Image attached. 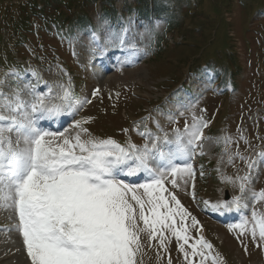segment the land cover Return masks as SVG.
<instances>
[{"label": "rangeland", "instance_id": "374dc122", "mask_svg": "<svg viewBox=\"0 0 264 264\" xmlns=\"http://www.w3.org/2000/svg\"><path fill=\"white\" fill-rule=\"evenodd\" d=\"M91 22L94 33L82 27ZM125 28L122 45L117 37ZM135 62L141 75L129 73ZM114 72L119 79L111 77ZM3 82L12 93L1 89ZM61 86L76 110L38 120L44 130L75 135L74 122L88 118L82 127L93 137L143 147L149 141L141 133L175 140L173 129L183 132L194 117L206 121L201 145L175 158L181 166L191 164L194 176H178V189L167 181L165 187L199 221L193 227L186 220L190 243L199 230L219 264H264V245L250 233L229 231L251 221L253 211L264 214V201L252 196L264 189V158L257 157L264 152V0H0V93L18 92L25 104L38 95L57 103ZM158 105L166 112L155 114ZM25 111L30 113L21 109L20 119ZM225 137L231 138L227 146ZM160 148L175 151L174 144ZM236 152L257 160L251 190L243 194L224 179L248 172L235 155L227 163ZM161 164L166 161L157 159L153 167ZM117 178L129 184L150 179L144 172ZM236 196H243L238 209L210 207ZM16 222L13 212L0 211V264H30L22 238L10 230ZM167 244L159 259L158 248L146 247L143 264H188L175 238ZM190 259L199 264V257Z\"/></svg>", "mask_w": 264, "mask_h": 264}, {"label": "snow or ice", "instance_id": "6c2138e0", "mask_svg": "<svg viewBox=\"0 0 264 264\" xmlns=\"http://www.w3.org/2000/svg\"><path fill=\"white\" fill-rule=\"evenodd\" d=\"M127 31L125 28L117 37L122 45ZM61 87L63 94L56 98L57 103L38 95L25 104L18 92L12 96L0 93V211L15 214L17 222L10 230L22 238L30 264H143L146 247L158 248L159 259V252L167 251L171 238L188 264H196L190 257H199V264L209 259L219 264L218 254H213L212 244L199 230V239L190 243L186 220L190 218L193 227L199 221L165 187L167 181L178 189V176H194L191 164L181 166L175 158L201 145L208 123L194 117L191 125L185 123L183 132L173 129L175 140L167 133L157 136L146 131L141 135L149 142L143 147L130 143L125 147L111 138L93 137L82 127L88 118L74 122L73 130L78 129L75 135L68 129L44 130L37 125L38 120L76 110L70 103L69 89ZM21 109H30L23 119ZM224 143L230 144L231 138L225 137ZM161 144H174L175 151L165 153ZM233 155L244 160L248 172L224 179L238 184L243 194L251 190V171L257 160L236 152L228 155V164L233 163ZM257 157L264 158V152ZM157 159L166 164L154 168ZM140 172L150 179L129 184L117 178L120 173L135 176ZM252 196L264 201V189ZM242 200L243 196H236L210 207L230 211L238 209ZM233 229H240L241 236L250 233L258 246L264 245V214L253 211L251 221L230 225L229 231Z\"/></svg>", "mask_w": 264, "mask_h": 264}, {"label": "trees", "instance_id": "16d2710c", "mask_svg": "<svg viewBox=\"0 0 264 264\" xmlns=\"http://www.w3.org/2000/svg\"><path fill=\"white\" fill-rule=\"evenodd\" d=\"M134 19H136L135 17H134ZM136 21V20H135ZM82 27H83V29L86 31V32H90V31H93V30H95V28L93 27V24H92V22L89 24V23H84L83 25H82ZM71 35L72 36H74L73 34H72V32H71ZM119 40V39H118ZM158 40H159V37L156 35L155 36V40L153 41V44L155 45V46H157V42H158ZM220 82H222L221 80H220ZM219 82V83H220ZM68 87V86H67ZM74 95V94H73ZM164 112H166V110H165V107L164 106H162V105H158L156 108H155V114H157V113H164ZM141 125H142V123H140ZM139 131H142L141 129L139 130ZM122 143V142H121Z\"/></svg>", "mask_w": 264, "mask_h": 264}, {"label": "bare ground", "instance_id": "6f19581e", "mask_svg": "<svg viewBox=\"0 0 264 264\" xmlns=\"http://www.w3.org/2000/svg\"><path fill=\"white\" fill-rule=\"evenodd\" d=\"M129 40H130V38H129ZM135 72L139 73V75L142 74V73H141L142 70L140 69V67H139V65H138V62H135V64H134V68H132L131 70H129V73H135ZM111 77L119 79L118 76H117V74H116V72H114V74H113ZM1 89H2L3 91L7 92V93H12L11 85H10L8 82H3V84L1 85ZM130 177H131L132 179H134V178L136 177V175H135V176H130ZM228 212H229V211H228ZM228 212H227V213H228Z\"/></svg>", "mask_w": 264, "mask_h": 264}]
</instances>
